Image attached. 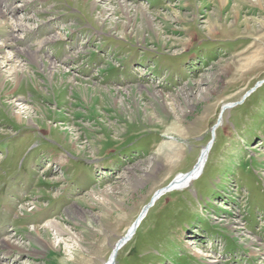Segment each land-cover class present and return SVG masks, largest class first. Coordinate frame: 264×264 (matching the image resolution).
<instances>
[{
	"label": "rangeland",
	"instance_id": "obj_1",
	"mask_svg": "<svg viewBox=\"0 0 264 264\" xmlns=\"http://www.w3.org/2000/svg\"><path fill=\"white\" fill-rule=\"evenodd\" d=\"M1 2L0 264H103L220 115L200 177L155 202L115 264H264V0ZM48 219L77 241L50 246Z\"/></svg>",
	"mask_w": 264,
	"mask_h": 264
},
{
	"label": "bare ground",
	"instance_id": "obj_2",
	"mask_svg": "<svg viewBox=\"0 0 264 264\" xmlns=\"http://www.w3.org/2000/svg\"><path fill=\"white\" fill-rule=\"evenodd\" d=\"M2 0H0V4ZM113 1V0H111ZM95 0L92 3L95 6ZM117 6L118 8H120V10L122 11V13H126L125 9L126 5L125 4H121L119 2H117ZM140 10V8H139ZM104 14V13H103ZM6 12L5 10H3V7H1L0 5V16H5ZM8 18V17H7ZM6 19V18H5ZM7 21V19H6ZM114 25H116L118 27V23H114ZM15 27H18L19 29H23V24L21 22H17L15 23ZM127 27V25H124V28ZM32 30V29H31ZM155 33V32H154ZM14 35V34H13ZM13 41V40H12ZM48 40H40L38 41V47L43 45L44 42H47ZM51 41V40H50ZM5 43V42H4ZM166 44V43H165ZM164 44V45H165ZM27 57L30 60H27V63H31V64H37L40 68H42V72L49 74L50 76H55L58 73H60L61 75H64L63 70H61L60 68L57 67V65H55V63L53 62H49V61H41L38 60L40 59V57L35 53V51H30L27 52ZM44 57V56H43ZM40 63V64H39ZM40 70V69H39ZM13 75V80L14 81H19L22 78H27L29 76H27V72L24 71L23 68L16 70L14 68H12V74ZM3 74L0 71V87L2 85L1 81H3ZM60 78V77H59ZM11 79V78H10ZM9 79V80H10ZM34 80V79H33ZM12 82V81H11ZM6 83V82H5ZM15 83V82H14ZM34 84V83H33ZM32 84V85H33ZM260 83H258L255 87H257ZM73 85V84H72ZM76 91H80V93H91L92 91H96L99 90L96 87V90H92L89 88H84L83 86H75L73 85ZM28 87V86H27ZM99 88V87H98ZM254 89V88H252ZM10 90V89H9ZM5 91V90H4ZM14 91V90H13ZM12 91V92H13ZM101 93L105 92L108 93L109 91H107V88H103V90L100 88ZM251 92V91H250ZM8 93V92H7ZM14 93V92H13ZM154 93V92H153ZM155 94V93H154ZM21 95V94H20ZM110 95V94H109ZM18 98V97H17ZM231 104H227V105H223L221 108V111L224 112L226 109H228L229 107H231ZM15 107V106H14ZM20 109V108H19ZM221 112V113H222ZM15 113V112H14ZM17 114V113H16ZM221 124V115L219 116V120L214 124V126L211 127V142L207 143L200 151L196 161L194 162V164L192 165V167L186 171V172H182V173H178L173 177V181L171 183V185L166 188L165 190H163V188H165L167 185L163 186L162 188L158 189L157 191H155L153 193V195L151 196L150 200H153V203L150 204V206H148L146 209L140 211V213L138 214V216L135 218V220L131 223V225L127 228V230L125 231V233L118 239V241L114 244V246L112 247V251L108 257V259L103 263V264H115L116 263V257L119 253V251L124 248L125 245H127V243L132 239V237L135 235L137 229L140 227L143 219L146 217L149 209L155 204V202L161 197L163 196L165 193H168L170 191H174V190H179V189H183L188 187L193 181H195L196 179H198L204 169L205 163L208 159L210 150L212 148V144H213V138L214 135L216 134V130L217 127ZM10 136V135H9ZM176 154V152L174 151V153L172 152V155ZM169 157H170V153H169ZM155 194V195H154ZM150 200L148 201V203L150 202ZM20 208L22 209L23 207L20 206ZM43 227L47 228L46 230H50V232L52 233V235L54 236L53 238H56L55 242H58V244H56L55 242H53L51 244V242H49L48 244L51 246H53L54 248H59L60 247V243H66L69 242L70 240L72 241H77L75 239V235L71 234L66 228H64L62 226V224L56 220V219H48L45 220L43 222ZM39 228L37 227H33V230H38ZM38 232V231H37ZM48 233V232H46ZM30 237V241L34 242V244L37 246L36 249H34L33 251H31V249H26L28 254H32L34 257H39L40 253L45 249V244H43L41 242V240H39L40 236L39 234H37L36 236H29ZM2 246L6 247L8 250L6 251V253L8 254V251L12 250V248H17L19 252H25L24 251V247L23 246H17L16 244H13L12 241L10 240L9 237L4 238L2 241ZM71 248V247H70ZM66 250V249H65ZM26 253V252H25ZM64 258V257H63ZM64 260V259H63ZM65 262V261H64Z\"/></svg>",
	"mask_w": 264,
	"mask_h": 264
},
{
	"label": "water",
	"instance_id": "obj_3",
	"mask_svg": "<svg viewBox=\"0 0 264 264\" xmlns=\"http://www.w3.org/2000/svg\"><path fill=\"white\" fill-rule=\"evenodd\" d=\"M212 141V140H211ZM210 141V142H211ZM173 181V180H172ZM172 181L165 187V188H163V190H165L166 188H168L170 185H171V183H172ZM155 195V194H154ZM153 203V200L151 199L150 200V202L149 203H147L144 207H143V209L142 210H144V209H146L148 206H150V204H152Z\"/></svg>",
	"mask_w": 264,
	"mask_h": 264
}]
</instances>
